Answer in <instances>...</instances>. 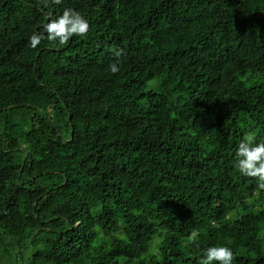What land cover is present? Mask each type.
Wrapping results in <instances>:
<instances>
[{
	"label": "trees",
	"instance_id": "16d2710c",
	"mask_svg": "<svg viewBox=\"0 0 264 264\" xmlns=\"http://www.w3.org/2000/svg\"><path fill=\"white\" fill-rule=\"evenodd\" d=\"M65 8L88 36L31 48ZM250 132L264 0H0V264H264Z\"/></svg>",
	"mask_w": 264,
	"mask_h": 264
},
{
	"label": "clouds",
	"instance_id": "9594fccd",
	"mask_svg": "<svg viewBox=\"0 0 264 264\" xmlns=\"http://www.w3.org/2000/svg\"><path fill=\"white\" fill-rule=\"evenodd\" d=\"M45 7L49 3L60 5L62 0H42ZM42 32H34L29 37L31 48L36 49L46 38L50 43L67 45L72 37H87L90 32V23L79 11L72 8H65L61 15L42 25ZM121 55L120 51L116 52ZM112 74L120 71L119 64L113 62L109 65ZM254 133L246 134L240 141L236 149V168L238 172L248 178L257 181L258 189L264 190V142L255 143ZM189 242L199 247L197 244L198 233L193 232L189 236ZM235 257L231 247L221 244L210 246L198 258L197 264H233Z\"/></svg>",
	"mask_w": 264,
	"mask_h": 264
}]
</instances>
